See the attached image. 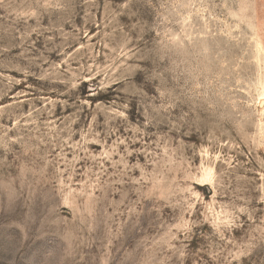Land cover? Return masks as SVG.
I'll return each instance as SVG.
<instances>
[{"label": "rangeland", "instance_id": "374dc122", "mask_svg": "<svg viewBox=\"0 0 264 264\" xmlns=\"http://www.w3.org/2000/svg\"><path fill=\"white\" fill-rule=\"evenodd\" d=\"M263 93L264 0H0V264H264Z\"/></svg>", "mask_w": 264, "mask_h": 264}, {"label": "bare ground", "instance_id": "6f19581e", "mask_svg": "<svg viewBox=\"0 0 264 264\" xmlns=\"http://www.w3.org/2000/svg\"><path fill=\"white\" fill-rule=\"evenodd\" d=\"M259 103H261V107L264 109V93L262 94V100L261 102H258V105ZM261 109V108H260ZM206 175V174H205ZM212 177L211 173H209L206 177H202V178H207V179H210ZM210 181V180H209Z\"/></svg>", "mask_w": 264, "mask_h": 264}]
</instances>
